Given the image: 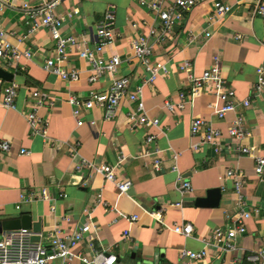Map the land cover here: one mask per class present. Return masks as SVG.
I'll return each mask as SVG.
<instances>
[{
    "label": "crops",
    "instance_id": "obj_1",
    "mask_svg": "<svg viewBox=\"0 0 264 264\" xmlns=\"http://www.w3.org/2000/svg\"><path fill=\"white\" fill-rule=\"evenodd\" d=\"M217 1L232 6V12L212 23L209 19L213 14V0H209L186 11L174 34L154 48L151 64L165 63L167 73L153 84L146 85L143 93L146 110L149 116L160 120L162 132L154 128H132L128 113L137 104L128 100L122 102L116 116L110 120L106 119L103 109L85 110L82 126H78L68 103L71 95L87 99L91 91L107 92L113 81L121 78H127L129 89L134 91L148 77V72L134 58L131 48L136 35H147L151 27H161L160 19L147 5L135 0H65L62 3L59 7L61 14L74 9L80 11L63 28L64 35L75 37L80 44L78 48L68 50L71 56L65 64L67 70L80 71V79L75 82L45 70V62L56 55V44L47 30L20 41L28 29L23 3L34 5L38 0H15L3 9L0 28L13 34L10 41L20 50H31L34 56L30 60L21 59L18 64L21 73H13L14 81L20 86L17 110H6L0 105V140L12 142V150L0 154V226L26 217V224L29 223V229L35 232L47 234L56 228L73 232L91 218L96 226L94 235L98 237L95 250L115 255L116 264L247 263L246 255L257 250L264 241V196L257 194L261 178L255 171L256 153H241L239 147L264 148V93L257 94L255 87L257 69L264 67V18L254 15L253 0ZM163 3L167 6L170 0H163ZM110 7L116 9L115 32L118 37L107 47L105 56L109 58L118 54L122 63L117 74L104 75L92 84L89 82L90 65L77 53L83 46H96L97 25ZM207 32L211 37H206ZM191 35L197 36L196 41L190 42ZM236 36L242 39L238 40ZM218 55L223 75L237 94L236 113L220 120L210 108L216 98L209 94L182 111H169L166 103L172 101L176 104L178 94L189 87L180 65L191 61L195 74L201 75L213 65L214 57ZM33 89L50 94L54 101L52 107H43L38 112L48 121V141L32 135L25 117V112L30 110L28 104L34 102L31 97ZM246 99L251 100L249 107L242 104ZM239 114L245 116L250 136L228 148L227 144L232 140L227 130L231 120ZM195 116L210 120L222 130L224 137L219 152L209 146H204L199 152L194 151L192 143L199 139H192L190 124ZM92 121H96V125L91 124ZM148 131L158 136L156 143L165 150L162 174L153 172L150 158H136L144 147ZM53 142L63 144L62 148H54ZM72 149H77L81 157L96 164H115L125 156L127 159L119 177L132 181L129 193L119 195L115 184L102 174L77 172ZM21 150H27L28 154H21ZM174 153L178 154L176 164L179 172L193 187V192L184 197L179 192V175L172 171ZM229 170H236L244 176L246 210L252 211L254 206L262 207V210L247 221L248 231L238 237L237 250L226 253L207 246L206 240L216 228L232 226L241 212L233 180L224 179ZM44 188L51 196L49 201H21V194H39ZM215 188L222 191L219 207L195 206L196 199L206 197L208 190ZM61 193L67 197L60 198ZM178 203L182 206H176ZM17 206L21 208L17 209ZM146 211H161L169 227L175 223H190L194 233L191 237L176 234L161 227ZM119 213L129 217L137 215L139 219L131 223ZM125 232L129 233L128 237H125ZM34 239L39 240L38 237ZM205 249H208V256L203 261L180 257L182 250L201 252ZM77 252L92 257L94 251L83 243ZM53 264L84 263L75 258Z\"/></svg>",
    "mask_w": 264,
    "mask_h": 264
},
{
    "label": "built area",
    "instance_id": "obj_2",
    "mask_svg": "<svg viewBox=\"0 0 264 264\" xmlns=\"http://www.w3.org/2000/svg\"><path fill=\"white\" fill-rule=\"evenodd\" d=\"M15 0H0V13L3 9L12 4ZM65 0H38L37 4L23 3V11L27 17V33L20 37L23 42L31 38L41 30H47L53 41L56 44V55L49 58L45 62V70L53 72L64 80L79 81L80 71L77 69L67 70L66 62L70 58L69 49L78 48L80 44L73 36L63 34L65 23L76 15H79V9L61 14L59 7ZM136 2L147 5L161 21V27H151L147 35H136L131 43L134 58L140 62L148 72V77L134 91L129 89V80L127 78L116 79L113 81L111 88L104 93L91 91L89 97L79 98L71 95L68 99L69 105L72 107L73 116L78 122V126L84 124L83 113L85 110L95 108L103 109L106 112V119L110 120L116 116L117 109L123 101L128 100L131 103H136L135 109H131L128 113L130 126L134 129L138 128H154L160 130L161 122L158 118L149 116L146 110L144 100V87L151 85L158 77L167 73L165 63L151 64L153 51L156 45L164 42L168 37L174 34L175 27L184 19V13L209 0H170L169 5H165L163 0H135ZM255 5L254 15L264 18V0H253ZM232 12V6L223 4L217 0H213V14L210 16V21L213 23L218 19L225 17ZM116 29V9L115 7L108 8L103 14L102 19L97 25V44L94 48L88 45L78 49V57L86 60L90 65L91 75L89 82L97 83L104 75L114 76L118 73L122 63L121 56L115 54L109 58L105 56V51L108 46L113 44L118 35ZM12 33L0 28V67L9 70V72L17 74L20 70L18 64L21 59H32L34 54L31 50H20L10 41ZM206 37H211V33L207 32ZM197 36L191 35L190 42L196 41ZM236 39H242L241 36H236ZM180 70L186 74L188 80V89L181 91L178 94V102L175 104L172 101L166 103L169 111L173 112L176 109L184 110L188 105H193L194 102L205 94L212 95L216 98V102L210 105L213 113L220 119L226 120L229 115L235 114L238 101L237 94L233 87L229 86L226 78L223 75L221 68L220 56L214 57L213 65L206 69L201 75H196L194 65L191 61H184L180 65ZM257 94L264 93V67L257 69ZM20 86L17 82H5L0 79V105L6 110H17V98L19 96ZM31 97L34 102L28 104L30 110L25 112V117L31 129L33 136H41L48 141L47 123L48 121L39 115V110L43 107L54 105L53 98L50 94L33 89ZM245 107L251 104L250 99L242 102ZM96 121L91 124L96 125ZM192 139H199L192 143L194 151L199 152L204 146L212 147L217 153L221 150V142L224 137L222 130L215 127L213 123L201 116L193 117L190 124ZM229 138L232 140L227 144L228 148L235 145V142L241 141L250 136L246 129V118L243 114L235 116L231 120L227 130ZM157 135L148 131L146 134L145 144L136 156L137 159L150 158L152 160V170L156 174H162L163 168V150L157 145ZM61 143L53 142L52 146L56 149L62 148ZM12 150V142L9 140H0V154L9 153ZM239 151L244 154L254 155L256 166V174L261 178L264 175V148L257 150L255 147H239ZM21 154H28L27 150H21ZM72 158L75 163L77 172L88 171L89 173L102 174L107 181L115 184L119 195H127L132 188V181L127 178H120L122 165L126 161L125 156H121L115 164H96L83 157L77 149L71 150ZM0 155V159H1ZM175 165L172 171L178 173V183H180L179 192L182 197L191 194L193 187L190 181L184 180L177 166L178 154L174 153ZM224 179H231L234 183L235 192L237 195V203L241 208V212L236 216L232 226L227 228H216L212 236L207 238V246L214 247L221 252H233L237 250L236 241L239 236L247 233V221L253 214H259L262 207L254 206L252 211L246 210L248 203L243 192L245 180L242 173L236 170H229ZM87 183V182H86ZM60 198H66L67 194H59ZM36 199L49 201L51 196L49 191L44 188L39 194L25 195L21 194V201L33 202ZM99 199L102 196L99 195ZM181 207L182 203L176 204ZM21 206H17L20 209ZM55 207L52 208L54 210ZM264 209V206H263ZM154 217L163 228L171 229L176 234L191 237L194 233L193 225L190 223H175L173 227L167 226L162 218L161 211L148 212ZM121 217L126 218L131 223L139 219L137 215L129 217L123 213H119ZM96 226L89 218V222L79 227L73 232L64 231L61 228L45 234L43 232H35L28 228L9 230L3 232L0 237V264H53L54 262H69L73 259H80L84 264H116L117 257L115 255H105L104 252L95 250V243L98 239L96 235ZM129 233L125 232V237ZM38 237L36 241L34 238ZM87 243L92 249L93 256L88 257L77 252V249ZM208 256V249L201 252H193L190 250H182L180 252L181 259H189L203 261ZM246 262H238L236 264H264V241L261 246L246 255Z\"/></svg>",
    "mask_w": 264,
    "mask_h": 264
},
{
    "label": "water",
    "instance_id": "obj_3",
    "mask_svg": "<svg viewBox=\"0 0 264 264\" xmlns=\"http://www.w3.org/2000/svg\"><path fill=\"white\" fill-rule=\"evenodd\" d=\"M0 79L4 80L5 82H12L14 81V74L0 67ZM257 194L258 196H264V175L261 177V181L259 182ZM221 199V189H211L208 190L206 197L196 199L195 206L200 208H217L220 206ZM21 228H31L29 223L26 224V217L22 220H13L1 224L0 234L3 231L16 230Z\"/></svg>",
    "mask_w": 264,
    "mask_h": 264
},
{
    "label": "trees",
    "instance_id": "obj_4",
    "mask_svg": "<svg viewBox=\"0 0 264 264\" xmlns=\"http://www.w3.org/2000/svg\"><path fill=\"white\" fill-rule=\"evenodd\" d=\"M18 73H21V71H19ZM28 79L30 80L31 78L29 77Z\"/></svg>",
    "mask_w": 264,
    "mask_h": 264
}]
</instances>
